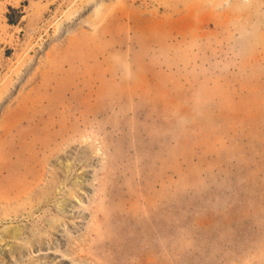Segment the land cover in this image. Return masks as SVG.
<instances>
[{
  "label": "rangeland",
  "instance_id": "rangeland-1",
  "mask_svg": "<svg viewBox=\"0 0 264 264\" xmlns=\"http://www.w3.org/2000/svg\"><path fill=\"white\" fill-rule=\"evenodd\" d=\"M0 264H264V0H0Z\"/></svg>",
  "mask_w": 264,
  "mask_h": 264
},
{
  "label": "bare ground",
  "instance_id": "bare-ground-1",
  "mask_svg": "<svg viewBox=\"0 0 264 264\" xmlns=\"http://www.w3.org/2000/svg\"><path fill=\"white\" fill-rule=\"evenodd\" d=\"M241 1H246V2H250L251 0H241ZM259 8V7H258ZM260 32V31H259ZM261 33V32H260ZM252 41V40H251ZM98 152V151H97ZM100 153V152H99ZM33 232H35V231H33ZM13 235L14 236H17L18 235V231H14L13 232ZM24 243V242H23Z\"/></svg>",
  "mask_w": 264,
  "mask_h": 264
}]
</instances>
